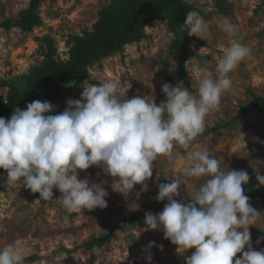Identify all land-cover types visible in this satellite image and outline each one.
I'll return each mask as SVG.
<instances>
[{
	"label": "rangeland",
	"instance_id": "obj_1",
	"mask_svg": "<svg viewBox=\"0 0 264 264\" xmlns=\"http://www.w3.org/2000/svg\"><path fill=\"white\" fill-rule=\"evenodd\" d=\"M114 1L44 0L35 12L40 23L31 31H24L20 27L8 30L4 23L19 20L30 0H0V81L23 88L26 76L43 62L49 49L56 50L58 58L67 60L72 48L70 37L93 32L99 13ZM185 1L198 9L207 29L200 38L188 41L196 54L186 62L189 87L180 74V53L171 51L172 32L168 21L158 20L146 27L145 39L91 66L89 79L67 95L65 108L69 99L80 98L83 87L105 81L128 80L132 87L127 98L151 95L157 105L168 76L173 78L174 86L182 83L181 87L195 94L199 77L193 69L206 67L215 78L218 59L238 40L250 53L228 74L232 86L222 93L219 105L205 117L204 131L194 138L190 148L174 143L171 156L158 157L153 175L146 181V191L136 185L125 197L112 190L113 178L105 175L100 167L80 172V179L88 178L90 183L102 184L106 189L105 209L69 212L58 200L62 194L57 189H53V199H39V194L23 187L22 181L7 184V172L0 169V248L7 244L23 248L24 264H185L184 257L190 256L194 249L178 253L176 246L164 239L162 229H146L144 217L147 212L157 214L155 210L163 206V202L155 199L161 183L176 180L182 185L177 199L194 198L206 178L186 176L188 151H206L220 160L223 171L227 168L247 171L248 183L256 180V171L264 175V112L233 121L241 107L253 102V94L264 105V0H221L228 8L227 13L218 9L216 0ZM226 21L238 27L236 37L222 30ZM8 90L0 89V97L6 99ZM250 204L264 213V204ZM104 235L110 238L102 248L67 252ZM250 235L253 249L264 250V239H260L264 237V215L250 228ZM150 242L154 246L148 247ZM240 256L238 253L234 259Z\"/></svg>",
	"mask_w": 264,
	"mask_h": 264
},
{
	"label": "clouds",
	"instance_id": "obj_2",
	"mask_svg": "<svg viewBox=\"0 0 264 264\" xmlns=\"http://www.w3.org/2000/svg\"><path fill=\"white\" fill-rule=\"evenodd\" d=\"M182 26L190 37L200 38L207 30L197 11L188 12ZM222 30L231 37L238 33V27L227 21ZM249 53L234 40L218 59L215 78L206 67L197 66L196 93L182 83H164L165 100L159 105L151 95L127 98L132 85L125 80L83 87L79 99H69L65 110L54 115L55 106L46 100L15 108L10 118L0 117V169L7 172V184L22 181L42 200L53 199L55 188L69 212L107 207L103 185L79 178L80 172L94 166L113 178L114 192L127 197L136 185L146 191L154 162L171 156L174 143L190 148L204 131L205 117L231 88L228 74ZM184 172L189 178L206 179L190 200L177 199L182 186L178 181L159 184L155 199L167 203L161 212L145 214L146 229H162L178 253L194 249L184 257L185 264H264V250L251 245L250 228L264 213L244 194L249 173L223 171L219 159L199 150L188 151ZM255 175L264 187V175L258 171ZM152 246L154 242L148 247ZM238 253L240 258L234 259ZM25 256L15 244L0 248V264H24Z\"/></svg>",
	"mask_w": 264,
	"mask_h": 264
},
{
	"label": "trees",
	"instance_id": "obj_3",
	"mask_svg": "<svg viewBox=\"0 0 264 264\" xmlns=\"http://www.w3.org/2000/svg\"><path fill=\"white\" fill-rule=\"evenodd\" d=\"M44 0H30L29 7L20 13L19 20H7L4 27H20L24 31H31L40 23L35 12ZM218 9L227 13L223 1L216 0ZM198 9L185 0H116L109 7L99 13L98 23L93 32L85 31L83 36L70 37L72 48L67 60L58 58L57 51L49 49L45 53L43 62L32 69L26 76L25 86L20 88L9 81H0V89L8 88L6 99L0 97V117L10 118L15 108L25 109L26 105L34 100L49 101L55 108L53 113L63 112L68 94L75 91L89 79L90 67L95 63L108 58L115 53H123L125 46L138 43L146 38V27L152 26L155 21H168L172 32L171 51L180 53V74L184 84L189 87V77L186 75V62L195 52L189 47L188 41L195 40L187 35V29L182 25L186 14ZM167 83L174 86L173 78L167 77ZM253 102L247 107H241L233 121H242L256 113L264 112V105L253 94ZM165 96L159 99V104ZM230 126V125H228ZM244 194L249 202L264 204V187L253 180L244 186ZM163 206L155 211L159 213ZM109 236L93 237L68 253L78 250L93 251L102 248L109 240Z\"/></svg>",
	"mask_w": 264,
	"mask_h": 264
}]
</instances>
